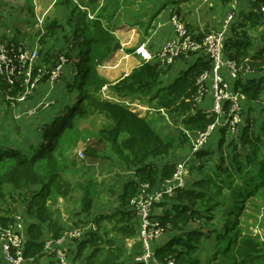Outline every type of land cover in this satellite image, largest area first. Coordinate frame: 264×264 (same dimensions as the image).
Returning <instances> with one entry per match:
<instances>
[{
	"label": "trees",
	"instance_id": "obj_1",
	"mask_svg": "<svg viewBox=\"0 0 264 264\" xmlns=\"http://www.w3.org/2000/svg\"><path fill=\"white\" fill-rule=\"evenodd\" d=\"M82 1L88 6L96 2ZM254 2V11L246 15L247 20L252 23L261 21L258 9L261 10L264 5V0ZM78 18L79 27L75 32V39L80 52L75 62V81L69 86L77 89V101L69 105L65 115L44 126L43 138L30 155L13 147H0V200L6 198L8 187L19 192L33 189L31 195L24 199L26 217L23 216L26 221L28 217L31 218L25 231V264H40L46 256L44 224H47V230L53 238L64 233L63 225L55 219L52 202H57L60 198L72 201L79 199L82 202V212L89 213L99 195L98 187L93 182L84 184V181L77 183L73 180L78 163L70 157L69 152L83 139L81 133H84L79 127L80 123L77 124L78 120L92 114L109 120L110 126H101L96 135L97 140L108 150L102 156L106 160L117 158L127 168L135 169L136 178L125 183L119 196L120 206L111 214L96 218L97 224L101 220L108 221L113 230L123 238L137 236L134 221L138 222V216L130 209V201L137 194L140 184L149 182L155 185L158 179H169L176 171V163L166 162L159 167L155 161H151L157 157L167 158L177 143L176 138L163 135L151 119L140 115L126 102L101 96L102 89L109 83L99 75L98 65L112 50L116 39L104 26L101 14L91 24L81 15ZM59 27L56 21H52L46 37L54 39ZM237 29L239 28H234V32L230 31L226 41L227 56L242 64V70L249 65L256 74L260 71V75L248 76L242 71L235 80L234 89L254 102H261L264 89V47L255 48L252 38L244 34L242 36ZM210 68L211 60L201 55L172 84L158 88L160 77L167 73L169 67H162L157 62H145L115 84L114 89L123 96L143 97L151 96L157 89L161 106L168 109L174 120L179 116L184 117L182 122L185 131L197 133L204 131L216 119L212 111L194 105L198 91L197 79ZM248 116L240 132L242 144L249 149L246 154L242 156L238 152L233 156V161L230 160L227 165L222 163L216 168L219 171L214 173L209 172L205 163L201 164L197 169L202 172V178L197 179L192 187L178 188L171 198L174 202H169V207L163 205L165 211L162 222L169 223L181 233L156 248L159 264H169L172 258L179 264H199L200 259L195 253L200 248L205 233L200 230H184L193 220L211 222V211L220 203L210 190L217 187L222 192L227 185L234 188L231 201L233 205L228 208L226 231H218L217 245L225 239L223 253L227 255L219 259V264H264V240L250 232L242 233L236 226L233 215V212H240L242 206L239 202H243L245 198L254 195L264 200V123L258 128L259 122L253 117V112ZM85 153L87 157L98 155L97 150L90 147L85 149ZM238 155L241 157L238 158ZM235 176L240 177L243 182L234 184ZM74 190L82 191V196H75ZM200 206L204 207V214L200 211ZM14 215H0V228L11 226L15 221ZM81 239L76 259L83 258L85 264H117L123 255V247L93 230ZM50 264L56 262L51 259ZM133 264L144 263L135 260Z\"/></svg>",
	"mask_w": 264,
	"mask_h": 264
},
{
	"label": "crops",
	"instance_id": "obj_2",
	"mask_svg": "<svg viewBox=\"0 0 264 264\" xmlns=\"http://www.w3.org/2000/svg\"><path fill=\"white\" fill-rule=\"evenodd\" d=\"M26 1L27 0H25V2ZM73 1L74 2H72V0H28L25 4V8H27L29 13L43 14V16H47L48 18L46 19L45 17L46 20L43 24L31 21L27 23L29 25L21 29L16 25L17 27L14 26V29L3 37L8 41L12 39L10 38L11 36H14V38L21 37L23 40L27 41L29 45L33 47L39 46L44 52L43 56L46 57L45 59L47 61L57 56L62 50H69L66 46L67 43L70 42L69 51L71 52L72 64L66 66V73H64L65 78L55 82L53 85L48 82L42 83L34 95L26 101V103L20 105V109L25 111L44 99H51L54 101V105L49 108L41 109L34 117H29L27 119L19 120L15 118L13 105L6 99L4 88L2 87L3 85L0 83V96L8 101L6 102L3 100L4 103L0 102V147H18L17 144L14 143L19 141L21 137H19L14 130V125L26 120L27 122L24 123L22 128L24 132L22 141L29 146L28 152L22 153L30 155L43 138V133L40 139L37 138L35 135V126L40 123L42 125L41 127L44 128L46 124L54 121L56 116L60 117L65 115L68 112L69 105H71L73 101L71 100L68 102L71 96L75 99L74 102L77 101L79 95L77 89L74 88L73 90L69 88L68 85L74 84L77 73L75 62L80 52V46L75 39V32H77L79 27L78 15L83 16V19L91 24L94 20L89 19L88 13L95 14L96 16L101 14L104 26L110 30L116 39L112 50L102 63L98 65L99 75L109 83L102 89L100 93L101 96L113 101L126 102L140 115L147 116L151 119L154 126L159 129L163 135H171L176 138L177 142L179 139L187 138L188 140L192 138L195 132L185 131L182 122L184 117L179 116L174 120L173 115L168 109L161 106L157 96V89L148 97L139 95L123 96L113 89V86L123 78L128 77L135 69L139 68L145 62H156L155 57L160 49L165 43L176 36L175 29L171 23V17L173 15H179L196 36H201L207 32L221 29L228 14L233 13L235 20L230 31L233 30L234 32V26L235 28L238 27L239 29L237 30L241 31L244 25L246 26L250 23L246 16L250 10L248 9L249 4L247 5L244 0H96L95 4L88 6L87 4H83L80 0ZM250 4L252 5V0H250ZM66 5L70 6L67 7ZM78 5L80 7H78ZM81 5L85 9H82ZM251 8L253 7L251 6ZM69 19L72 21H69ZM6 20L8 22L7 24L10 26L13 25V17L8 19L7 16ZM52 21H56L60 27L57 28L56 37L54 39H49L46 35L48 33L49 24ZM67 24H69V29L71 30L69 33H67L64 27L67 26ZM38 25L41 29L35 33L34 30H36ZM1 29L2 25L0 21V30ZM116 43H120L121 46L115 48ZM140 46L143 47V52L139 54L136 53V49ZM251 52H253V50H251ZM198 57H200V55H196L190 60L179 59L173 65L169 66L167 73L160 77L158 88L172 84L183 70L194 64ZM225 75L227 79L231 80L234 86L235 80L231 79L229 73L226 71ZM131 99L134 101L130 102L129 100ZM58 103L65 104L60 107ZM203 107H205V105ZM253 117L258 119L254 115ZM245 123L241 125L237 134L228 133L231 137L237 138L238 145L242 143L240 140V132ZM221 135L220 132H216L212 141L215 139L217 140ZM212 141L209 142L210 145ZM208 145L206 148H208ZM237 148H239V146ZM244 148L245 150L247 149L245 146ZM214 149H216V147H212V150ZM248 150L249 149H247V151ZM185 155H187L186 158H193L199 155V152L195 155L191 147L190 151ZM121 165L127 168L125 164L121 163ZM163 165L164 163L162 166ZM132 179L135 178H131L130 180ZM11 188L12 187H8L9 190ZM73 248L76 250V247H72V249ZM44 259L45 258L41 260V264L50 263L51 261V258H47L46 262L43 261ZM82 262V264H85L83 258ZM0 264H6L1 253Z\"/></svg>",
	"mask_w": 264,
	"mask_h": 264
},
{
	"label": "rangeland",
	"instance_id": "obj_3",
	"mask_svg": "<svg viewBox=\"0 0 264 264\" xmlns=\"http://www.w3.org/2000/svg\"><path fill=\"white\" fill-rule=\"evenodd\" d=\"M27 1L25 2V0H0V21L2 25L0 34L2 35V37H5L6 35H8L9 32H11L12 29H14V26L16 25H18V28L21 29L22 27H26L27 25H29L27 23L31 21H35V23L43 24V22L48 18L47 16H43V14L29 13L27 8H25V4L27 3ZM80 1L83 4H85L82 0ZM244 1L247 3V5L249 4L248 9L250 10L248 11V13H251V11H254L251 8V6L252 7L254 6V3H255L254 0L252 2V5L250 4V0H244ZM72 2L74 1L72 0ZM66 6L69 7L70 5H66ZM258 12L261 15V21L253 22V23L249 21L250 23L246 26L244 25L242 27V30L239 33H241L242 36L244 34L247 37H251L252 41L255 44V47H264V5H262L261 10L258 9ZM7 16H8V19H11L13 17L14 22L12 26L7 24L8 23L6 20ZM69 21H72V20L69 19ZM69 24H67V26H64L65 29L67 30V33L71 31L69 29L70 27ZM39 29H41V27L38 25L36 30H34V32L37 33ZM10 38H12L10 40L15 43L23 42L27 46L29 45V43L23 40V38L21 37L14 38V36H11ZM38 48L40 52L42 53L41 55H43L44 52L40 49L39 46ZM66 48L70 50V42L67 43ZM69 50H66V51L62 50L59 53L61 54L64 51L67 54L69 58L68 66L72 64V58L70 54L71 52ZM45 58L46 57L43 56V59ZM239 65L241 66L242 64H239ZM248 67H250V70H251L249 72H247ZM242 71H244V74L248 76L256 74L254 72L255 70L252 69V67L249 65L243 68ZM259 73L260 71H257L258 75H260ZM63 78H65V74L63 75L61 79ZM229 81L231 80L229 79ZM69 86L70 85H68V87ZM2 87L4 88V86ZM72 89L74 90V86H72ZM113 89H114V86H113ZM72 97L73 96L70 97L68 102L73 100L72 102L74 103L75 99H73ZM3 98L0 96V102H3V100H5ZM262 99L263 101L261 102H254L246 97L245 99L242 100L244 104V110H243L244 123L245 121H247L249 117L248 116L249 113L253 112V115L256 118H258L257 120L259 121L258 128L261 127V124L264 123V89L262 90ZM48 100L53 102V100L51 99H48ZM129 101L133 102L134 100L131 99ZM54 104L55 103H53L52 105ZM64 104L65 103H62V104L58 103L60 107H62ZM204 105L207 106L208 109L212 108L211 91L206 94V97L204 101L201 102L200 107H203ZM56 118H58V116H56ZM26 122H27L26 120L21 123L16 122L17 125H14V130L16 131L17 135L21 138H19L20 139L19 141H16L15 143L14 142L13 143L17 144L19 149L18 147L16 149H18L19 151L23 153H26V151L28 152V146H29L27 143H24L22 141L23 139L22 135L24 134L22 128H23L24 123ZM77 124H79V127L83 129L84 133L83 132L81 133L83 136V139H80L77 145L72 147L69 152L70 157L73 158L76 161V163H78V165L76 166V172H75L76 176L73 177V180L74 182H77V183L84 181L85 182L84 184H87L88 182H93L98 187L99 195L95 199L93 206L91 208V212L89 213L82 212V202L79 199L72 201V199L64 200L63 198H60L57 202H52V207L54 208V211H55V219L57 221H60L61 224L63 225L64 233L71 229H81L83 231V237L89 231H92L93 226H95V230L93 231L97 232L100 236L104 238L106 237V239L107 238L113 239L118 244V246L123 247V250H124L123 255L117 264H133L134 259L136 260V256L142 252V245H141L142 243L140 242L141 240H140V237L138 236V225H137L138 222L134 221L135 228L137 230V236L134 238L125 239L119 233L113 230L112 225L108 221L101 220L99 221L100 223L97 224L96 218L103 214H111L113 211H115L120 206L119 196L123 191L125 183L131 178H136L135 169L122 167L120 160L117 158L106 160L102 156L103 152L105 151L107 153L108 150L105 148V146L102 143H100L97 140L96 135L98 131L101 129V126H110L109 120L103 117H100L98 115L94 116L92 114L88 117L78 120ZM41 126L42 125L40 123L35 126L36 128L35 135L39 139L43 133L42 132L43 127ZM0 132H1V129H0ZM216 132H220L222 135L219 137L220 139L217 138V140L215 139L216 141L215 140L212 141ZM195 134L193 135L192 138H189L188 140L187 138L179 139L175 147L172 149L171 154L167 158L157 157V158L151 159V161H155L159 165V167H161L162 164L166 162H172L178 165V163L186 159L187 155L185 154L188 151H190L191 147L194 146ZM210 141H212L211 142L212 146L209 144ZM210 141L208 142L209 145L207 144L208 148L205 147L203 150L199 151V155L195 154L196 156H194L193 158L190 157L189 162L187 163L188 173L186 176H187V186L189 187H192L197 179L202 178L203 176L202 172L199 169H197V167H199L201 164L205 163L206 168L209 169V172L214 173L216 171H219L216 168L220 166L222 163H224V165H227L230 163V159H232L233 161L232 155L233 156L237 155L238 152H239L238 154L243 155L247 151V149L245 150L244 145L242 143L241 145H238L236 137H231V135H229L227 131L225 130H216L213 133ZM238 146L239 148L236 149V147ZM9 147L15 148L16 146H9ZM87 147L96 149L98 155H95L94 157H87L85 153V149ZM212 147H216V149L212 150ZM79 149L84 150V154H85L84 157H86V159L80 158L81 156L79 157V154L77 152ZM240 157L241 155H238V158ZM161 180L162 179H158L155 185H152V184L151 185L156 187L160 184ZM242 182L243 181L240 177L235 176L234 184H237V183L241 184ZM227 186L228 187L224 188L222 192L217 187H213L210 190V192L213 194L215 199L220 203V204H217L216 207L211 211V214L213 215L211 222L210 223L206 222L203 219L193 220L187 225L186 229L184 230L187 232L194 231V230H200V231H203V233H205L201 239L200 248L195 253V256H197L200 259L199 264H219V259L225 258V256H227L226 253H223L224 251L223 244H224L225 239H222L221 241H219V244L217 245V239L219 236L218 231L220 230L223 232L226 231L225 225L228 222L227 219L229 217L228 208L231 205H233L231 201H232V193H233L234 188L231 189L230 188L231 186L229 185ZM32 190L33 189H29L23 192H19V191H14L12 188L10 190L6 189V193H7L6 198L0 200V215L13 213V214H22L26 217L25 215L26 214L25 213L26 202H24V199L25 197L31 195ZM74 193H75V196H82L83 194L82 191H75ZM169 202H174V200H172L169 197H165L163 201L159 203V205H161L162 207L163 205H166L167 207H169L168 205ZM239 203L242 206L239 209L240 212L239 213L233 212V215L235 216V219H236V223H235L236 226L241 230L242 233L250 232V233H253L254 235L259 236L261 239L264 240V200L263 198L253 195L248 198H245L243 202H239ZM199 209L204 214L205 212L204 207L200 206ZM163 211H165L164 207H163ZM30 220L31 218L28 217V220H27L28 223L30 222ZM162 224H165V223L162 222ZM43 226L45 230L46 242H52L53 237L47 230V224H44ZM180 233L181 232L178 231V229H174L171 226L170 228L166 230L163 237L158 238L156 243L154 242L152 243L153 250L155 251L156 248L160 244L164 245L166 242L171 240L173 237H176V235L179 236ZM80 240L82 239H79V240L76 239L69 243V247H76V250H74V248L73 249L71 248L69 250L70 257H71L73 264L83 263L81 258L76 259V256L78 255V251H79L78 247L80 244ZM87 251H89V248L87 249ZM178 251H180V249ZM0 253L3 256L2 250ZM215 257L217 258L216 260H215ZM44 258L45 259L43 261L46 262L47 258L48 259L50 258V255L46 253V256ZM170 261H173L174 264H179L173 258L170 259L169 262Z\"/></svg>",
	"mask_w": 264,
	"mask_h": 264
},
{
	"label": "built area",
	"instance_id": "obj_4",
	"mask_svg": "<svg viewBox=\"0 0 264 264\" xmlns=\"http://www.w3.org/2000/svg\"><path fill=\"white\" fill-rule=\"evenodd\" d=\"M82 9H85L81 5ZM90 20L97 16L88 13ZM234 14L229 13L221 29L205 33L202 37L196 36L185 24L179 15L171 17L176 37L161 48L156 55V61L165 68L173 65L177 60H190L196 55L207 56L211 60L210 70L204 71L197 79L198 91L194 99L197 108L204 101L206 94L212 93V108L205 110L216 114L215 121L204 131L195 135L192 150L196 154L203 150L210 141L213 133L219 129H226L227 133L239 132L244 123L243 93L236 91L233 84L226 78L225 71L230 78L237 80L242 72L239 63L227 56L226 41L229 38ZM143 47L136 49L142 53ZM38 47L26 45L23 42L15 43L5 40L0 34V82L4 86L5 97L11 102L15 110L16 119L34 117L41 109L49 108L54 101L44 99L29 109L23 111L20 105L26 103L37 91L39 86L48 82L52 85L59 81L69 63L65 52L52 57L48 61ZM251 71L248 67L247 72ZM199 106V107H198ZM80 158L86 159L84 150L77 151ZM186 158L176 166V171L169 179H162L158 186L148 182L140 184L138 193L130 201V209L138 216V236L142 243V252L136 260L144 264H159L156 251L152 243L163 237L171 227L169 223L162 224L163 207L159 205L165 197L173 198L178 188L187 186L188 162ZM14 223L7 228H0V245L6 264H25L24 255L25 231L27 221L22 214H15ZM92 230H95L93 226ZM83 238L81 229H71L52 242L45 241L44 252L52 256L56 264H72L69 243ZM169 264H174L170 261Z\"/></svg>",
	"mask_w": 264,
	"mask_h": 264
},
{
	"label": "bare ground",
	"instance_id": "obj_5",
	"mask_svg": "<svg viewBox=\"0 0 264 264\" xmlns=\"http://www.w3.org/2000/svg\"><path fill=\"white\" fill-rule=\"evenodd\" d=\"M234 20H235V19H234ZM233 23H234V21H233ZM233 23H232V25H233ZM232 25H231V26H232ZM175 37H176V36H175ZM175 37H174V38H175ZM174 38H173V39H174ZM160 50H161V49H160ZM156 62H157V61H156ZM157 63H158V62H157ZM159 64H160V63H159ZM162 67H164V66L162 65ZM211 99H212V93H211ZM241 104H243L242 100H241ZM214 114H215V113H214ZM215 115H216V114H215ZM219 130H226V129L222 128V129H219ZM140 242H141V241H140ZM141 245H142V244H141Z\"/></svg>",
	"mask_w": 264,
	"mask_h": 264
},
{
	"label": "water",
	"instance_id": "obj_6",
	"mask_svg": "<svg viewBox=\"0 0 264 264\" xmlns=\"http://www.w3.org/2000/svg\"><path fill=\"white\" fill-rule=\"evenodd\" d=\"M120 46H121L120 43L115 44V48H119Z\"/></svg>",
	"mask_w": 264,
	"mask_h": 264
}]
</instances>
